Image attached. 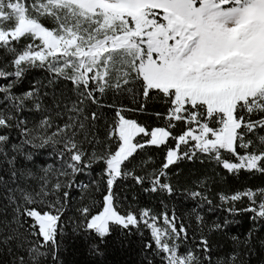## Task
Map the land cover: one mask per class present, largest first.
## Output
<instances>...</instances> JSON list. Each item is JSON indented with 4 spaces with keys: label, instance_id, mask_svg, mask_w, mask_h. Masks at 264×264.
Instances as JSON below:
<instances>
[{
    "label": "snow or ice",
    "instance_id": "1",
    "mask_svg": "<svg viewBox=\"0 0 264 264\" xmlns=\"http://www.w3.org/2000/svg\"><path fill=\"white\" fill-rule=\"evenodd\" d=\"M45 16L53 19L54 28L41 22ZM24 38L30 42L18 49L16 44ZM0 50L12 57L0 65V81L4 82L0 83V157L9 155L7 130L17 129L23 139L12 145L14 153L32 160V154L24 152L25 146H52L61 164L55 172L51 165L42 169L45 175L40 177L38 191L19 186L9 189L13 216L11 221L0 222L4 226L0 234L5 228L9 232L0 238V244L17 240L18 248L27 245V259L16 256L13 264H40L49 255L55 261L58 222L71 191L83 192L90 186L100 191L97 180L85 183L76 178L81 174L90 177L93 167L100 164L106 184L102 210L93 214L87 205L78 209L87 230L103 241L113 225L127 230L143 223L152 236L145 247L154 243L162 264H213L207 236L201 235L194 247L181 251L190 239L189 230L175 213L156 216L148 209L122 213L113 188L118 179L131 177L140 185L147 181L146 192L171 195L175 189L161 179L167 180L166 170L201 154L231 175L238 176L242 170L264 175V135L259 134L264 131V0H0ZM32 69L46 70L52 77L49 83L64 79L73 85L78 99L65 105L64 112H57L67 114L62 125L54 128L48 115L33 128L20 119L29 102L37 112L48 111L40 85L34 84L20 95L14 91ZM108 91L131 95L138 107L102 104ZM160 96L168 109L154 115L164 120L163 126L150 128L127 115L145 113L148 101ZM89 102L114 109L104 141L85 135L94 145L90 153L83 147L84 141L76 138L86 130L85 121L91 120L94 127L100 118L95 111L86 114ZM178 122L184 127L175 134ZM170 140L175 147H167L159 169L136 175L135 167H128L146 146L159 147ZM95 145L103 147L97 150ZM15 161V155L8 159L13 183L18 175ZM150 162L151 157L140 166ZM27 175L33 173L29 170ZM206 186L201 181V190L188 195L211 204L203 192ZM218 195L229 216L251 213L253 228L245 240L231 237L247 247L253 233L264 227V187ZM245 199L247 206L238 208L237 202ZM26 218L32 221L28 236L19 231ZM196 222L202 224L203 217L197 214ZM234 222L226 217L210 231L224 232ZM239 256L234 251L217 258L215 264H243Z\"/></svg>",
    "mask_w": 264,
    "mask_h": 264
},
{
    "label": "trees",
    "instance_id": "2",
    "mask_svg": "<svg viewBox=\"0 0 264 264\" xmlns=\"http://www.w3.org/2000/svg\"><path fill=\"white\" fill-rule=\"evenodd\" d=\"M27 2L30 3L31 0H27ZM41 22L47 27L53 28L49 18L42 17ZM29 42L27 38H24L16 44V47L18 49L23 48ZM11 59L10 54L0 50V65L7 63ZM50 80H52V77L46 70L32 69L14 89L15 93L20 95L28 91L34 84L41 86L43 105L48 111L37 112L32 109L31 102H29L25 110L19 114L20 119L27 121L26 126L28 128H33L45 115L52 117L54 128L56 125H62L68 118L67 114L59 116L57 112H64L65 105L70 106L71 102L78 99L73 91L71 82L59 79L49 83ZM44 93L47 95H43ZM113 102L127 108L138 107L133 102L132 96L126 93L116 95L112 91H108L101 98V103L104 105H110ZM167 109L168 104L165 103V98L160 96L148 101L145 113L130 112L127 115L151 128L164 125V120H157L154 113H166ZM85 111L88 115L95 111L100 116L95 121L94 127L91 120L85 121L86 130L79 132L76 137L78 140L84 141L83 147L90 153L94 145L89 144L85 140V135H87L88 139L96 136L101 141H104L108 125L114 118V109L109 107L98 108L89 102ZM183 127V124L178 122L174 133L179 134ZM7 134L10 135V143L6 146L9 155L8 158L0 157V181H2L0 182V222L12 220V209L14 206L8 202L9 189L19 186L38 191L41 183L40 177L45 175L42 169L51 165L52 172H55L61 166L60 160L57 158L55 149L52 146L43 149H33L31 146H25L24 152L31 153L32 160H27L24 155L14 153L12 145L20 144L23 137L17 129L7 130ZM259 134L264 135V131ZM250 138L255 140V137ZM169 146L175 147V142L170 140L167 145L159 147L146 146L138 152L128 167L130 169L135 167L136 175H145L147 172L159 169L165 162L166 150ZM95 147L100 150L103 145H95ZM238 151L242 152L243 150L238 149ZM13 155L16 156L15 168L18 170L15 183H13L11 178L13 166L8 162V159ZM224 155L230 158L228 153L225 152ZM149 157H151V162L140 166L141 162L147 161ZM102 168V164L94 166L90 177L83 174L77 176V182L84 181L87 183L90 179L97 180L100 191H97V186H90L83 192L77 189L71 191V198L62 214L61 220L58 222L59 230L55 248L56 259L53 261L51 255H49L46 259L42 258L40 264H162L160 257L155 254V244L153 243L151 248L145 247L146 244L152 242V236L151 230L143 223L139 227H130L127 230L113 225L111 226V234L106 236L103 241L99 240L93 232L86 229L85 220L78 209L87 205L92 208L93 214L102 210V197L106 189V184L101 179ZM29 170L33 173L32 177L27 175ZM166 171L168 173L167 180L165 181L163 177L161 179L170 183L175 189L171 195L166 191H144L145 188L150 187L147 181L140 185L131 177L118 179L113 191L116 193L119 210L122 213L127 211L139 213L142 209H148L156 216H161L164 212H168L170 215L175 213L189 230L190 239L182 247L181 251L188 247H194L201 235L207 236L212 247L213 264H215L217 258L226 257L234 251L240 253L239 261H242L243 264H264V227H260L259 231L253 233L247 247L243 244L234 243L231 239L232 236H238L240 241H244L249 230L253 228L252 221L249 219L251 213L229 216L224 211L227 205H222L218 195L221 192L232 193L245 188L256 189L264 187V175L259 173L251 174L243 170L238 176L231 175L227 170L217 165L214 160L208 159L203 154L192 161L181 160L177 164L170 166ZM52 172L49 173V178H52ZM20 173H23V175ZM201 181H205L207 184L203 188V192L212 201L211 204L203 202V200L193 199L188 195L191 191L201 190ZM54 182L55 180L53 179ZM246 206V199L242 203L237 202L238 208ZM197 214L203 217L202 224H197ZM226 217L235 222L230 224L224 232L210 231L213 224L223 223ZM31 223V219L26 218V222H24L23 227L19 231L28 236L27 230ZM158 223H162V221ZM2 227L4 226L0 223V228ZM12 227H16V225H12ZM7 235H9V232L5 228L4 232L0 234V238ZM28 238L32 239L31 236ZM17 244V240L10 241L7 245L0 244V264H13L16 256H24L27 259V245L22 249L18 248ZM9 248L12 249L11 252H9ZM49 251L51 252V249Z\"/></svg>",
    "mask_w": 264,
    "mask_h": 264
},
{
    "label": "rangeland",
    "instance_id": "3",
    "mask_svg": "<svg viewBox=\"0 0 264 264\" xmlns=\"http://www.w3.org/2000/svg\"><path fill=\"white\" fill-rule=\"evenodd\" d=\"M31 3V2H30ZM45 17H47V16H45ZM47 18H49L50 19V23H52V27L54 28L56 25H55V23H54V21H53V19L52 18H50V17H47ZM51 29V28H50ZM0 83H4L3 81H0Z\"/></svg>",
    "mask_w": 264,
    "mask_h": 264
}]
</instances>
